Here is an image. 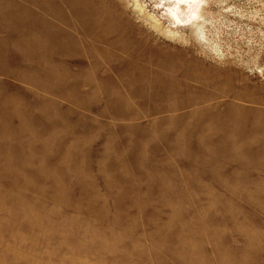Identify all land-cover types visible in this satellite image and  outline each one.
I'll list each match as a JSON object with an SVG mask.
<instances>
[{
	"label": "rangeland",
	"instance_id": "1",
	"mask_svg": "<svg viewBox=\"0 0 264 264\" xmlns=\"http://www.w3.org/2000/svg\"><path fill=\"white\" fill-rule=\"evenodd\" d=\"M0 264H264V0H0Z\"/></svg>",
	"mask_w": 264,
	"mask_h": 264
},
{
	"label": "bare ground",
	"instance_id": "2",
	"mask_svg": "<svg viewBox=\"0 0 264 264\" xmlns=\"http://www.w3.org/2000/svg\"><path fill=\"white\" fill-rule=\"evenodd\" d=\"M182 1H183V0H182ZM194 12H195V11H194ZM194 12H193V13H194ZM196 14H197V13H196ZM193 16H196V15H193Z\"/></svg>",
	"mask_w": 264,
	"mask_h": 264
}]
</instances>
